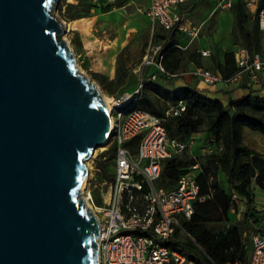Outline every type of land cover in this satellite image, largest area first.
I'll return each instance as SVG.
<instances>
[{
	"label": "water",
	"instance_id": "water-1",
	"mask_svg": "<svg viewBox=\"0 0 264 264\" xmlns=\"http://www.w3.org/2000/svg\"><path fill=\"white\" fill-rule=\"evenodd\" d=\"M56 1L0 0V264L99 263L81 193L111 112L61 36Z\"/></svg>",
	"mask_w": 264,
	"mask_h": 264
},
{
	"label": "built area",
	"instance_id": "built-area-1",
	"mask_svg": "<svg viewBox=\"0 0 264 264\" xmlns=\"http://www.w3.org/2000/svg\"><path fill=\"white\" fill-rule=\"evenodd\" d=\"M185 1L148 0L145 13L166 30L176 29L195 38L199 35V28L184 21L181 8ZM235 1L219 0L218 5L228 9ZM241 1L258 18L264 33V0ZM162 46V43H149L140 62L141 72L147 65L157 66L151 80L174 75L161 62L164 56ZM208 53V50L202 51L203 55ZM235 59L238 69L229 77L203 67L195 73L208 84L233 83L247 74L261 85L264 92V45L257 53H251L241 45L235 50ZM145 86L141 77L134 91L112 97L110 112L114 126L108 144L115 146L113 177L102 203H96L92 196L89 198L99 224L98 264H195L172 241L177 227H181V217L191 218L195 202L206 198L197 182L200 162L183 173L172 188H166L158 181L163 162L175 154L191 150L197 136L193 133L186 139L172 137L164 123L166 118L137 107ZM185 107L181 101L167 110V116L180 115ZM137 137H140L139 141L133 145ZM234 198L239 196L234 193ZM248 251L245 263L237 260L232 264H264V228L253 234Z\"/></svg>",
	"mask_w": 264,
	"mask_h": 264
},
{
	"label": "trees",
	"instance_id": "trees-1",
	"mask_svg": "<svg viewBox=\"0 0 264 264\" xmlns=\"http://www.w3.org/2000/svg\"><path fill=\"white\" fill-rule=\"evenodd\" d=\"M76 7L75 4H69ZM231 9L235 13L233 32L236 40H240L251 53L260 52L264 45V34L260 29L257 17H252L241 0H236ZM83 15L77 9L72 18ZM176 29L155 33L156 38L163 41L161 59L164 67L177 76L185 68L189 59L199 63L197 58H190V49L179 46ZM217 69L224 77L234 74L237 69L234 51L225 52V62H217ZM127 69L122 66L119 55L118 74L116 80H110L106 89L113 94L125 83ZM164 79L169 75H162ZM111 84H114L111 85ZM159 85L152 80L147 82L145 89L137 102V107L145 108L161 117L170 136L186 139L193 133L207 131L212 134L211 142L220 147L217 152L204 156H195L190 150L175 154L163 162V170L158 183L166 188L174 187L180 176L189 171L196 162H200L201 171L197 174V182L201 187L204 200H197L191 218L181 217V227H177L172 244L179 247L188 260L195 264H232L235 261L245 263L249 251L244 241L239 224L231 221L230 212L237 210L236 193L243 198L249 217L254 214L255 206L253 183L264 189V154L251 148L243 140V128L250 127L264 134V94L252 91L242 99L230 100L228 103L212 97L192 86H185L181 93L169 98L170 103H161L152 92L160 93ZM123 91V88L121 89ZM184 102L185 110L180 115H168L167 110ZM137 137L132 144L139 141ZM114 149L105 160H98L102 176L107 180L113 177V170L108 166L114 165ZM223 172L227 184L219 174ZM96 195V193H95ZM97 197V196H96ZM98 203H102L98 197ZM215 221L227 222L223 229L214 230L210 223Z\"/></svg>",
	"mask_w": 264,
	"mask_h": 264
},
{
	"label": "crops",
	"instance_id": "crops-1",
	"mask_svg": "<svg viewBox=\"0 0 264 264\" xmlns=\"http://www.w3.org/2000/svg\"><path fill=\"white\" fill-rule=\"evenodd\" d=\"M218 2L219 0H186L182 5L181 11L184 21L189 25H196L199 28V35L191 38L177 31L176 37L179 41V46L183 49H190V58H197L199 63L193 59H189L185 64V68L177 76H170L167 79L161 77L158 80H154L160 87V93L152 92L155 98L163 99L167 97L169 99L181 93L185 86H192L212 97L219 98L225 103H228L232 99H242L252 91H258L264 94L261 90V85L254 82L247 74H244L240 80L233 83L218 82L216 84H208L195 73L200 67L218 73L219 70L216 64L217 62H225V52L231 50L235 52L241 46L240 40H236V35L233 32L235 25L234 11L231 8H221ZM113 3L112 9L108 8L107 10L108 12H112L116 18L119 17L122 20L123 23L120 29L123 31V34H117V38L103 51L104 57L106 56V74L110 80H116L119 55L122 54L126 45L137 35L139 36L147 32L150 26L152 32L149 43L155 41L156 43L163 44V41L155 36V33L163 32V27L145 13V8L149 3L148 0H117ZM249 13L254 17L251 12ZM78 27L77 35L81 38L84 25L82 26L80 24ZM203 50H208L209 53L203 55ZM121 63L127 69L128 75L125 77V83L118 87L112 96L134 91L141 77L144 78L146 83L151 82V74L158 70L156 65H147L141 72L139 69L140 63L137 67L132 68L126 66L122 60ZM122 88L123 91H121ZM195 135L197 136L196 143L198 145L195 143L190 150L193 155L204 156L212 152H217L220 149L216 144H206L203 141V137H208L211 142L212 134L210 132H197ZM259 139L264 141V134L248 126L243 128L244 142L251 148L264 154V148L260 146ZM254 184L255 182L253 183V191ZM231 212L230 218L233 219ZM247 217L251 218L248 215Z\"/></svg>",
	"mask_w": 264,
	"mask_h": 264
},
{
	"label": "rangeland",
	"instance_id": "rangeland-1",
	"mask_svg": "<svg viewBox=\"0 0 264 264\" xmlns=\"http://www.w3.org/2000/svg\"><path fill=\"white\" fill-rule=\"evenodd\" d=\"M75 4L76 7H69V4ZM113 2L107 0H58L55 2L53 12L62 21L65 31L62 33V38L70 42L76 57L77 66L84 74L90 76L98 83L103 93L107 96L113 97L106 89L110 79L108 77L106 65V56L104 57V49L117 38V34H123L120 29L122 20L116 18L112 12H108V8L112 9ZM80 10L83 15L81 18H72L73 14ZM80 24L84 27L82 29V37H78V26ZM155 30V29H153ZM151 26L147 32L142 35H137L132 41L126 45L121 54L122 62L131 67H137L141 62L143 54L146 52L149 38L151 37ZM154 32V31H153ZM156 43L155 41H153ZM114 86V84H111ZM117 96V95H114ZM161 103H170L169 99H160ZM206 144H213L208 137H203ZM259 144L264 148V141L259 139ZM198 145V143H196ZM96 148L94 154L86 160L90 164V174L86 180V188L92 192V197L97 202V197L103 200L107 197V190L109 187V180L102 176L101 169L98 167V160H105L111 152V145L107 144L104 148ZM113 170V165L108 166ZM222 181L227 184L226 176L223 172L219 174ZM87 191V190H85ZM96 193V195H95ZM255 206L251 210L254 215L251 218L247 217L248 208L245 205L244 199H237V210L232 211V222L240 225L244 241L249 250L252 236L259 228H264V189L254 184ZM85 192L82 188L81 195ZM97 196V197H96ZM227 222L215 221L210 223L214 230L223 229L227 226ZM189 235L187 232H184Z\"/></svg>",
	"mask_w": 264,
	"mask_h": 264
},
{
	"label": "bare ground",
	"instance_id": "bare-ground-1",
	"mask_svg": "<svg viewBox=\"0 0 264 264\" xmlns=\"http://www.w3.org/2000/svg\"><path fill=\"white\" fill-rule=\"evenodd\" d=\"M106 102H107L108 108L111 110L112 109V106H113V99H112V97L106 95ZM113 126H114L113 125V119L111 117V129L113 128ZM110 134H111V132H110ZM109 135H108V137H109ZM105 145L106 144H103L100 148L103 149L104 148L103 146H105ZM95 151H96V149L93 151L92 154H94ZM87 166H88V170H87V173H86L85 182L83 184V191L85 192L84 198L86 199L88 205L91 206L90 205V202H89V198H90V196H92V192H89L88 189L86 188V180H87L88 175L90 174V164H89V162H87ZM85 190H87V191H85Z\"/></svg>",
	"mask_w": 264,
	"mask_h": 264
}]
</instances>
